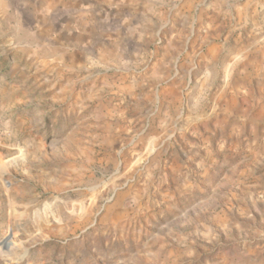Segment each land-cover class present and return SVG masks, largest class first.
I'll use <instances>...</instances> for the list:
<instances>
[{"label":"rangeland","instance_id":"rangeland-1","mask_svg":"<svg viewBox=\"0 0 264 264\" xmlns=\"http://www.w3.org/2000/svg\"><path fill=\"white\" fill-rule=\"evenodd\" d=\"M44 1L0 0V264H264V0Z\"/></svg>","mask_w":264,"mask_h":264},{"label":"crops","instance_id":"crops-1","mask_svg":"<svg viewBox=\"0 0 264 264\" xmlns=\"http://www.w3.org/2000/svg\"><path fill=\"white\" fill-rule=\"evenodd\" d=\"M31 5H35L37 7V9L30 10V11H33V13L36 14L35 16L32 17L33 18V24L36 25V23L39 24L40 22H42V20L38 16V13H39L38 6L40 5L41 7H43L45 5V1L44 0H36V2H33V0H27V3L21 4L19 8H23L24 7L22 9V11L24 12V9L29 7V6H31Z\"/></svg>","mask_w":264,"mask_h":264}]
</instances>
